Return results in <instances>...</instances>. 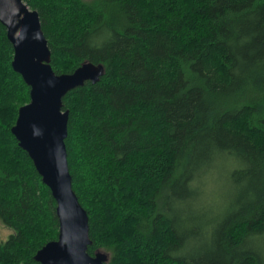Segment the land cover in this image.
<instances>
[{"label":"trees","instance_id":"16d2710c","mask_svg":"<svg viewBox=\"0 0 264 264\" xmlns=\"http://www.w3.org/2000/svg\"><path fill=\"white\" fill-rule=\"evenodd\" d=\"M57 73L88 251L105 264H264V0H24ZM0 22V264H40L56 200L12 133L30 86Z\"/></svg>","mask_w":264,"mask_h":264},{"label":"water","instance_id":"95a60500","mask_svg":"<svg viewBox=\"0 0 264 264\" xmlns=\"http://www.w3.org/2000/svg\"><path fill=\"white\" fill-rule=\"evenodd\" d=\"M0 22L14 46L13 68L30 86V101L19 108L11 130L50 187L59 219L57 239L35 258L40 264H105L108 252L88 251L89 215L73 189L66 144L70 111L63 109V97L89 80L99 81L104 67L85 61L73 72L57 73L39 12L24 0H0Z\"/></svg>","mask_w":264,"mask_h":264},{"label":"rangeland","instance_id":"374dc122","mask_svg":"<svg viewBox=\"0 0 264 264\" xmlns=\"http://www.w3.org/2000/svg\"><path fill=\"white\" fill-rule=\"evenodd\" d=\"M13 232L14 230L6 226L0 218V241L7 240Z\"/></svg>","mask_w":264,"mask_h":264}]
</instances>
